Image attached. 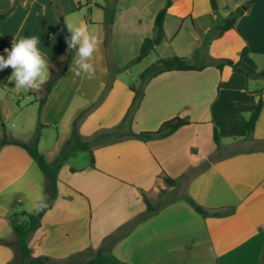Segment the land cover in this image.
Returning <instances> with one entry per match:
<instances>
[{"label":"crops","instance_id":"1","mask_svg":"<svg viewBox=\"0 0 264 264\" xmlns=\"http://www.w3.org/2000/svg\"><path fill=\"white\" fill-rule=\"evenodd\" d=\"M16 1L15 11L0 20V55L7 58L4 50L11 48L14 37L18 40L37 36L40 38L38 47L49 61L51 78L64 64L68 52L54 6L65 13L76 9H67L63 4L65 0H0V12L12 8ZM141 1H145L143 8L159 3L146 22L152 26L151 34L142 37L140 47L146 37L153 35L157 13L166 4V0ZM247 1L221 3L217 0L218 10L214 12L210 0H172L166 19L175 13L182 26L190 20L195 28V23L208 18L204 29L208 34L216 23L231 11L244 7ZM92 2L105 6L98 0ZM137 2L140 1L119 0L116 5L114 23L110 27L111 49L116 61L118 49L123 47L118 26L123 28L122 25L125 27L128 23L124 18L119 23V14L125 4L129 9ZM78 3L79 9L82 8L81 2ZM91 5L89 2L87 6L93 12ZM131 22L129 19L128 25ZM103 23L101 19H92L88 28L103 29ZM134 23L138 31L140 26ZM166 24L165 20V38L156 51L169 39L173 42L181 30L169 36ZM96 36L102 42L93 60L96 84L88 80L90 90L81 89L79 85H83L84 76L70 74L75 66L72 61L48 96L40 115V123L51 128V124L47 125L51 119L44 121L47 111L54 109L64 113L68 124L95 104L78 125L84 141L122 121L134 97L131 87L138 84L123 83L116 75L111 88L100 100L111 71L101 62L105 50L103 32H96ZM254 40L264 41L263 1L252 5L233 29L210 43L212 56L241 60L246 68L262 71L264 44L248 46ZM200 43L201 40L196 46ZM247 46V53L241 58ZM212 62L195 64L206 66L202 71H171L152 79L145 87L132 129L156 131L175 117L188 118L189 125L165 139L148 142L125 139L96 146L93 148L95 167L91 165L89 152L86 164H74L79 155L87 151H75L68 157L58 173L57 198L29 241L32 257L46 256L49 264L86 263L105 249L107 241L123 232L103 254L113 255L126 264H264V150H256L264 141V79L248 80L230 67L220 71ZM116 66L120 68L121 64L117 61ZM12 71L11 67L0 70V139L2 124H5L10 138L30 142L8 132V127L24 128L34 124L33 112L38 109L37 100L41 95L16 91L15 82L8 79ZM143 72L139 75L140 82ZM76 79L80 84L74 91L72 82ZM61 95L63 100H60ZM78 95H83V99L77 101ZM260 98L263 109L255 125L254 140L250 141L238 113L249 118ZM214 128L219 133L220 148L214 142ZM246 145L252 148L244 150ZM35 165L21 147L7 145L0 149V264L15 262L19 246L14 224L25 221L19 214L39 212L23 209L21 204L27 195H34L39 203L41 198L46 201L47 180L38 170L36 172ZM165 174L177 182L175 188L166 184ZM178 189L209 211L235 208V212L226 217L204 218L179 199L131 227L147 214L145 199L157 206Z\"/></svg>","mask_w":264,"mask_h":264},{"label":"trees","instance_id":"2","mask_svg":"<svg viewBox=\"0 0 264 264\" xmlns=\"http://www.w3.org/2000/svg\"><path fill=\"white\" fill-rule=\"evenodd\" d=\"M119 0H111V2L108 5L102 6L100 4H96V7L102 9L105 12V22L104 24L108 27L106 31V37L104 38V47L110 48V41H109V35L111 34V26L114 23L115 19V11H116V5ZM264 0H248L244 7H238L234 11H231L229 15L222 20V22H218L214 25L211 32L214 33L215 38L222 37L227 31L234 28L237 21L244 15V13L254 4L261 2ZM212 9L214 12L218 10V2L217 0H210ZM18 4V1L15 2L12 8L0 12V20L7 19L16 9V6ZM172 6V0H166L165 6L157 13V16L154 21V27H153V35L151 37H146L140 47L139 54L131 61L130 65H135L141 63L146 57H148L153 51H156L157 47H159L164 38H165V20L166 16L168 14L169 9ZM58 19L61 25V29L65 37H69L70 33L67 30L64 15L61 13V9L59 6H54ZM252 44H264V41L260 40H254L249 42V45ZM248 46L244 48V50L241 53V58H243L248 50ZM76 51L75 50H69L67 52V57L64 62V64L59 68L58 73H53L50 80L46 83L45 92L44 95L38 99V116L40 118L41 112L43 110V107L46 103V100L48 96L50 95L51 91L55 87V85L59 82V80L65 75V73L68 71L74 57H75ZM53 65V63H52ZM212 66L216 67L218 70L222 71L224 67H230L233 72L243 75L248 80H257V79H264V70L262 71H254L247 69L242 66L241 60L239 61H233L227 58L214 60L211 63ZM206 66L204 65H195L192 64L189 60L183 57L179 56H171L167 58H159L154 64L150 65L147 69L144 70L142 76H141V82L140 86L138 88L131 87V91L134 93V97L132 100V103L130 107L128 108L124 118L122 121L115 127L107 130H103L93 136L91 140L84 141L81 137V135L78 133L77 128L75 132L73 133L71 139L69 142L73 143V147L68 150L67 147L63 148L61 151L58 161L55 165H51L46 156L42 154L39 151V142L41 139L40 132L37 131L34 138L30 142H23L19 141L13 138H10L7 134L6 126L5 124H2V137L0 139V149L7 145H14L21 147L24 149L31 159L36 163L40 171L44 174V176L47 179V186H48V194L46 197V207H44L41 211L38 213H28V212H22L19 214L20 217H24L25 221L14 224V231L17 235L18 239V246L22 254V261L20 264H49L50 259L46 256H40V257H32L31 256V250L29 247V241L32 237V235L35 233L37 229L41 226V220L44 216V214L50 210L53 206V203L55 202L57 195H58V173L63 165V163L68 159L70 155H72L75 151H81V152H89L90 153V161L91 165L95 167V158L93 155V148L96 146H104L109 144L118 143L120 141H123L125 139H134L139 140L142 142H148L152 140H159V139H165L171 135H173L175 132H177L179 129H181L184 126H187L191 123V121L188 118H181V117H175L173 119H170L162 124V126L156 130V131H141V132H135L132 129V124L134 121L135 114L139 110L143 97H144V90L147 84L157 77L158 75L165 73V72H171V71H202ZM114 68V67H113ZM111 70V78L109 80V83L106 87L105 92L103 93V97L106 95V93L111 88L112 82L115 79V76L121 72H123L126 68H114ZM102 97V98H103ZM263 109V100L262 98L259 99L257 107L253 111V113L250 115L249 118H245L243 115L238 113V118L241 121L244 129L247 132V140L253 141V135L255 131V125L258 121L260 114ZM90 110V109H89ZM89 110L84 111L81 113L78 117V119L75 121V126H77L78 122L89 112ZM46 126L39 123V130L45 129ZM214 142L217 145L218 148L221 147L220 143V137L218 130L214 128L213 133ZM256 150H264V141L260 142L256 148ZM164 180L166 184L169 186V188H175L177 186V182L172 179L171 177L164 175ZM182 199L185 202H187L193 210L201 215L204 218L208 217H226L234 214L235 208H228L225 211H209L203 206H201L199 203H197L193 198H191L188 195H182L181 197L173 200L172 202ZM147 204V214L141 216L139 219H137L131 227L136 226L138 223H141L142 221H145L148 217L151 215L157 213L160 209L165 207L171 202L168 203H159L157 206H153L148 199H145ZM124 233H120L115 238L110 239L105 243V249L107 246L113 245L118 239H120ZM100 250L96 257L94 259H91L87 261L86 263L82 264H126L122 261H120L118 258H116L113 255H104L103 251ZM262 259H264V251L262 255Z\"/></svg>","mask_w":264,"mask_h":264},{"label":"rangeland","instance_id":"3","mask_svg":"<svg viewBox=\"0 0 264 264\" xmlns=\"http://www.w3.org/2000/svg\"><path fill=\"white\" fill-rule=\"evenodd\" d=\"M92 1L93 0H65L63 1V4L65 3L64 4L65 7H68L67 9H72L73 7H75L73 9H76L74 10V12H70L72 10H69V12L66 10V13L63 12V10H61V13L64 15L65 23L66 24L71 23L74 26H78L80 23L83 22L87 24L88 26V24L90 23L92 19L94 20L101 19L102 21L105 22V12L102 9L99 10V8L96 7V5ZM98 1L105 5H108L111 2V0H98ZM139 1L140 2H137L135 6H133L132 8L130 6L129 9H128V4H125L122 7L121 12L119 14L120 16L119 23L123 21V18L126 19V22L128 21V23H126L127 25L125 24V27L124 25H122L123 28L118 26V32L120 31V34L123 37L122 39L123 47L122 49H118L119 53H118L117 61L119 64H121L120 68L125 67L126 69L117 75L120 76L121 81L123 83H129L132 85L138 82V84L135 85V87L138 88L140 86V78H139L140 73H142L150 65L154 64L159 58H167V57L176 55L179 57H187L189 61L194 64H203L206 62L208 63L210 61L219 60V59H215L212 56L213 50L211 48L210 43L216 39L214 36V33L213 32H210L208 34L204 33V29L206 25L209 23L208 18H203L201 21L195 23V28H194L190 20H187L182 26L180 19H178L177 17L178 14L174 13L167 17L166 28L169 33V36L174 35L178 29H181L180 32L178 33L177 38L173 42H171L169 39L157 51H153L141 63L130 65L131 61L137 56L139 52V47H140L139 43L141 42L142 37H145L151 34L152 26L149 23L146 24V22L148 21L149 17L151 18L153 14V10L159 3V2H154L153 5L150 6L149 8L147 7L143 8V4L145 1H141V0ZM220 1L221 3L227 2V0H220ZM228 1L231 2L232 0H228ZM78 2H81L82 4V8L80 9H79ZM89 2L92 4L91 8L93 9V12H91L87 6ZM92 14H93V17L91 16ZM129 19L132 21L130 25H128ZM139 19H142V21L139 22ZM134 21L140 26L138 28V31H135V27H133ZM220 22H222V20ZM89 28L91 29L90 32L92 34L96 35V32L99 33L100 31V33L103 32V37L104 38L106 37V31L108 27L105 24L103 26V29L102 28L97 29L96 27H91V26ZM199 40H201V43L196 46ZM109 41H110V44H109L110 48L107 49L104 47L105 49L104 57H103L104 59L102 58L101 62L104 66H107L109 71H111L113 67L114 68L117 67L116 66L117 61L115 60L114 58L115 56H113V50L111 49V34L109 35ZM242 66L245 67L243 64ZM75 68L76 66H74L73 69ZM70 74L74 75V72L71 71ZM96 74H97V70H96ZM257 80H262V79H257ZM89 81L90 82L92 81V83L96 84V79H94V81L93 80H89ZM89 81L88 79L84 78L83 85H79L80 80L76 79L75 81L72 82L74 84L73 85L74 91L78 85L83 90H90L89 85H87ZM45 87H46V84L44 85V90L42 92L30 91L29 93L33 95L40 94L42 97L45 92ZM71 90L72 88L69 89V98L71 97ZM102 97L103 96H101L100 100L102 99ZM81 99H83V95H80V96L78 95L76 97L77 101ZM60 100H63L62 95L60 97ZM94 106L95 104H93V106H91V108L89 109L91 110ZM89 109L87 108V110ZM33 115H34L33 117L34 124H32L31 126H26L24 128H20L18 126H15L13 128L12 125L11 126L9 125L8 132H11V133L13 132V133H16L17 135H21L25 139V141H31L34 138L36 132L39 131L41 135V145L39 146V151L46 156L48 162L53 163V165H55L58 161L55 159L57 158L58 155H60L63 148L67 147L69 150L70 148L73 147V143L69 141L73 133L75 132L76 128L79 133L78 125L80 121L86 115L78 122L77 126H75V121L78 119L79 116H77L75 121L74 120L69 121V123L67 124V122L65 121L66 115L64 113L59 112V111L57 112L54 109H51L50 111H47V114H46L47 117L45 116L44 121H48V119L50 118L51 120H49V122L51 123H48L47 125L49 126L51 124L52 127L45 128L42 130H39L40 118L38 116L37 108L35 112H33ZM26 123L28 124V122ZM58 140L60 142L57 146L58 150L56 151L55 148H56ZM251 148H252L251 145H246L244 147V150L251 149ZM79 156L80 157L78 158V161H76L74 164L75 165L86 164V159L89 157V153L86 152ZM35 166H36L35 167L36 172L38 170V172L43 176V178H46L44 174H42L41 171L38 169V166L37 165ZM33 176H34V173H33ZM46 192L48 194V186H47ZM47 194H46V197H47ZM182 195H183V191L178 189L176 192H173L167 195L166 197H164L161 200V203L171 202L181 197ZM38 204L39 202L38 200L35 199V196L30 194V195H27L26 199L21 204V206H23V209L25 210L35 212L36 211L35 209ZM21 261H22V254H21L19 247H17L16 258H15L14 264H20Z\"/></svg>","mask_w":264,"mask_h":264},{"label":"clouds","instance_id":"4","mask_svg":"<svg viewBox=\"0 0 264 264\" xmlns=\"http://www.w3.org/2000/svg\"><path fill=\"white\" fill-rule=\"evenodd\" d=\"M66 27L70 33V36L65 38L68 49L76 51L73 59L76 68L70 69V71H73L76 76L83 74L84 78L88 80L95 79L94 53L99 50L102 42L89 31L87 24L83 22L78 26L67 23ZM39 43L40 38L37 36L21 37L18 40L14 37L11 48L4 50L7 53V58L0 55V70L8 67L13 69L8 79L9 82H15L14 89L16 91L42 92L50 78V64L41 53L38 47ZM44 207L46 204L41 198V202L35 210L40 211Z\"/></svg>","mask_w":264,"mask_h":264}]
</instances>
